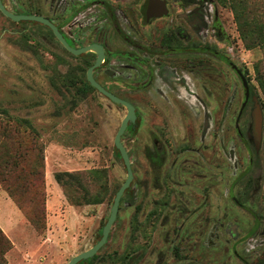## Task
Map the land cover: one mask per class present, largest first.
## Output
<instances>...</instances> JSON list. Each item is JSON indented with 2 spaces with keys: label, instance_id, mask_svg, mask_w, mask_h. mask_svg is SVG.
I'll list each match as a JSON object with an SVG mask.
<instances>
[{
  "label": "rangeland",
  "instance_id": "rangeland-1",
  "mask_svg": "<svg viewBox=\"0 0 264 264\" xmlns=\"http://www.w3.org/2000/svg\"><path fill=\"white\" fill-rule=\"evenodd\" d=\"M208 5L213 6V15L218 14L226 34L228 43L221 45L222 50L246 71L264 109L263 93L257 80V65L264 74V51L246 49L234 15L223 0H208ZM209 35L208 40L214 41L212 28ZM49 43V51L54 53L55 42ZM37 50L34 56L12 46L9 22L0 15V141H5V135L9 134L10 142L13 141L10 146L23 144L29 159L35 161H39L41 155L38 148H44L47 227L45 231L37 230L2 184L0 222L11 231L16 245L8 253V264H68L97 242L116 193L126 181L127 171L115 154L114 144L125 113L98 93L74 95L64 85L65 79L61 77L64 70L58 68L50 55L42 54L41 48ZM213 63L215 70L207 80L210 92L204 94L213 111L212 131L221 118L234 81L228 76L227 67ZM218 81L223 85L222 91L211 93L212 88L219 87L215 85ZM241 94L240 89L239 96ZM130 98L142 107L144 116L142 137L126 140L134 171L131 205L126 204L120 210L112 242L94 263L124 264L123 258L135 252L138 254L130 259L140 258L136 262L129 259L128 264H155L157 253L162 254L163 264H257L264 260V247L250 252H246L244 246L239 247L238 257L230 244H207L214 227L226 228L230 223L238 227L242 236L253 231L264 235V144L261 169L256 172L261 183L246 208H240L233 200L243 192L242 185L236 182L241 169L233 167L227 159L228 152L221 151L213 135L208 138L209 148L204 149L201 162L204 170L193 172L191 168L200 157L188 154L186 161L192 172L183 179L187 186L177 188L173 203L157 212L153 206L157 198L171 202L168 196H162V184L157 178L163 177L169 160L167 155L160 162L154 160L153 145L147 138L154 126V115L149 109L152 94ZM28 123L33 128H28ZM228 124L231 131L226 140L231 142L232 121ZM240 155L247 156L245 149ZM244 162L246 160L242 159L243 165ZM59 173L64 175L66 185L57 182L55 176ZM64 173H73L77 179L71 180ZM96 196L103 199L102 203L86 202ZM138 205L140 211H136ZM217 233L222 240L229 239L221 229ZM54 244L59 247L57 252L48 248ZM151 250H155L154 256Z\"/></svg>",
  "mask_w": 264,
  "mask_h": 264
},
{
  "label": "flooded vegetation",
  "instance_id": "flooded-vegetation-1",
  "mask_svg": "<svg viewBox=\"0 0 264 264\" xmlns=\"http://www.w3.org/2000/svg\"><path fill=\"white\" fill-rule=\"evenodd\" d=\"M208 6V0H0V15L9 22L11 45L34 56L41 48L42 54L50 55L58 68L64 70L61 76L65 79L64 85L74 95L98 93L124 111L122 125L128 109L102 95L89 81V70L101 59V66L93 71L96 82L135 108V120L129 122L122 136L131 164L132 153L126 140L142 137L144 116L142 107L130 97L152 94L149 109L154 115V126L147 138L153 145L154 160L160 162L166 155L169 160L163 177L157 178L162 184V196L171 200L157 198L153 203L157 212L168 208L176 190L187 186L184 177L192 171L200 173L204 170L201 162L204 149L209 148V136L214 135L221 151L228 152L226 156L233 167L241 169L236 182L242 185L243 192L233 198L237 206L246 208L261 183L256 172L261 169L264 144L263 103L246 71L222 50L221 45L228 43L226 34L218 14L213 15V6ZM5 12L12 16L49 20L67 45L50 26L38 21H17ZM211 28L214 41L208 40ZM50 41L55 42L54 53L49 51ZM213 62L227 67L228 76L234 79L214 131L213 111L204 99V94L210 92L207 80L215 70ZM215 85L219 87L212 88L211 93L213 90L222 91L220 81ZM229 121H232L231 142L226 140L231 131ZM242 149H245L246 157H241ZM115 154L125 166L116 147ZM188 154L200 157L193 168L186 161ZM242 159L246 160L244 165ZM133 185L123 195L120 210L126 204L131 205ZM136 211H140V205ZM118 219L119 214L115 224ZM115 224L104 247L94 257L78 264H95L100 253L112 242ZM220 229L229 239L222 240L217 233ZM102 234L100 229L97 242L89 249L99 243ZM218 242L230 244L240 257L239 247L244 246L246 252L264 247V235L253 231L242 236L238 227L230 223L226 228L223 225L213 228L207 244ZM154 253L155 250H151L152 256ZM137 254L125 256L123 263L128 264L129 259ZM161 256V253L155 255V264H163ZM139 258L130 260L136 262Z\"/></svg>",
  "mask_w": 264,
  "mask_h": 264
},
{
  "label": "trees",
  "instance_id": "trees-1",
  "mask_svg": "<svg viewBox=\"0 0 264 264\" xmlns=\"http://www.w3.org/2000/svg\"><path fill=\"white\" fill-rule=\"evenodd\" d=\"M223 4L232 11L246 49L264 51V0H223ZM257 72V80L264 98V74L261 73L259 65ZM28 128L33 126L28 123ZM5 137V141H0V184L36 229L45 231L47 200L44 148H38L41 155L39 161H35L29 159L28 150L23 149V144L19 147L10 146L13 141L10 142L9 134ZM64 174L71 180L77 179L73 173ZM63 176L59 173L55 178L59 184L66 185ZM102 200L96 196L88 198L86 202L100 204ZM104 226L105 224L102 225L101 232ZM13 247L12 241L0 227V264H8L7 255ZM257 264H264V260Z\"/></svg>",
  "mask_w": 264,
  "mask_h": 264
},
{
  "label": "water",
  "instance_id": "water-1",
  "mask_svg": "<svg viewBox=\"0 0 264 264\" xmlns=\"http://www.w3.org/2000/svg\"><path fill=\"white\" fill-rule=\"evenodd\" d=\"M2 9H4V8L2 7ZM5 13L17 21L27 20V21L42 22L43 24L50 26L51 29L55 32V34L60 39L63 40L58 29L49 20H47L43 17L42 18L41 17H34V16H20V17H18V16H12L11 14H9L7 12H5ZM63 42L66 44V42L64 40H63ZM83 52H87V51H83ZM77 53H82V52H77ZM99 66H101V59H99L97 64L94 67H92L88 72V77H89V81L91 82V84L102 95L106 96L107 98L112 100L114 103L120 104V105H122L128 109V116L123 121V123H122V125L118 131V134L115 138V147L120 152L121 157L125 163V167H126V171H127V179L115 196V199H114V202L112 205V209H111L110 217H109V219H108V221H107V223L103 229L102 238L99 241V243L96 244L92 249H89L88 251L81 253V254L77 255L76 257H74L68 264H78L81 261H86V260L94 257V255H96L104 247V245L106 244V242L108 240L111 229L117 220V217H118V214L120 211L122 197L125 194V192L133 185V182H134V171L132 169L131 159H130V156L128 154L126 147L122 143V136H123L124 132L126 131L129 122L135 120V108L130 103L112 95L107 90H105L100 84H98L96 82V80L93 77V71ZM260 122H261V118L258 121V123H260Z\"/></svg>",
  "mask_w": 264,
  "mask_h": 264
},
{
  "label": "crops",
  "instance_id": "crops-1",
  "mask_svg": "<svg viewBox=\"0 0 264 264\" xmlns=\"http://www.w3.org/2000/svg\"><path fill=\"white\" fill-rule=\"evenodd\" d=\"M49 205V204H48ZM54 211H56V209H55V206H54ZM10 220V219H9ZM8 220V221H9ZM63 225V224H62ZM0 227L2 228V230L5 232V234L9 237V239L12 241V243H13V245H14V248H16V245H15V243H14V241L12 240V237L10 236V233H11V231H8L5 227H3V225L1 224V222H0ZM46 246H48V245H46ZM58 245L57 244H54V245H51V246H48V248L50 249V250H54L55 252H57L58 250H59V247H57ZM10 254V253H9ZM9 254L7 255V258L9 259ZM42 261V260H41Z\"/></svg>",
  "mask_w": 264,
  "mask_h": 264
}]
</instances>
